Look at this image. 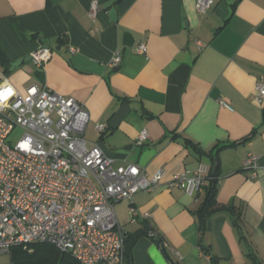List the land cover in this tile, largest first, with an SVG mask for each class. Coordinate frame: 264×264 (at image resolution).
I'll list each match as a JSON object with an SVG mask.
<instances>
[{"label":"crops","instance_id":"0c3cea01","mask_svg":"<svg viewBox=\"0 0 264 264\" xmlns=\"http://www.w3.org/2000/svg\"><path fill=\"white\" fill-rule=\"evenodd\" d=\"M92 1L0 0L3 76L20 94L45 84L81 103L87 144L116 164L149 175L164 169L159 185L114 206L128 240L135 237L132 264H213V257L264 264V101L253 99L264 75V0H213L203 13L195 0H95L91 19ZM140 42L146 55L134 50ZM39 47L51 51L42 68L30 59L10 70ZM116 51L120 62L110 67ZM141 129L148 138L139 145ZM249 155L255 166L246 164ZM199 163L207 166L204 184L217 170L221 208L202 229L196 212L204 190L191 196L166 185Z\"/></svg>","mask_w":264,"mask_h":264},{"label":"built area","instance_id":"2783aa9c","mask_svg":"<svg viewBox=\"0 0 264 264\" xmlns=\"http://www.w3.org/2000/svg\"><path fill=\"white\" fill-rule=\"evenodd\" d=\"M212 5L213 0H195L200 13ZM96 10L94 0L88 11L91 19ZM134 50L146 55L145 43ZM50 57L48 48L39 47L31 60L42 68ZM119 62L116 51L109 66ZM0 74V253L49 243L79 264H125L126 231L114 206L159 185L164 169L149 175L134 163L116 164L96 143L87 144L89 115L81 103L45 84L29 85L20 94ZM254 87L253 99L262 104L264 75L256 78ZM220 104L231 109L225 101ZM15 127L22 133L12 144L7 138ZM105 127L102 122L95 124L98 132ZM147 138V130L141 129L135 143L141 145ZM246 164L255 166V157L249 155ZM206 172L207 166L199 163L176 173L166 185L196 195L202 191ZM129 211L135 221L136 209L131 206ZM147 235L156 238L153 231Z\"/></svg>","mask_w":264,"mask_h":264},{"label":"trees","instance_id":"16d2710c","mask_svg":"<svg viewBox=\"0 0 264 264\" xmlns=\"http://www.w3.org/2000/svg\"><path fill=\"white\" fill-rule=\"evenodd\" d=\"M1 62H9L7 59L0 54ZM226 145H222L220 148ZM217 170L212 174H208V183L203 185L202 190H204V199L198 207L197 215L201 222V229L204 227V222L206 218L213 214L214 212L220 210L221 208L215 207V195H216V180ZM226 210L233 211L232 208L227 207ZM236 221V217H235ZM239 226V223H237ZM240 227V226H239ZM134 239V240H133ZM133 241L125 238V264H132V245L135 241V237L132 238ZM203 248L204 246L201 245ZM30 249H32L30 251ZM10 262L8 264H79L70 255L65 254L55 248L49 243H35L27 248L22 246H16L10 249ZM254 258V257H253ZM213 264H216V259L212 258ZM175 264L174 262H172Z\"/></svg>","mask_w":264,"mask_h":264},{"label":"rangeland","instance_id":"374dc122","mask_svg":"<svg viewBox=\"0 0 264 264\" xmlns=\"http://www.w3.org/2000/svg\"><path fill=\"white\" fill-rule=\"evenodd\" d=\"M85 136L89 135V128L87 129V131H85ZM22 133V130L19 129L18 127H15L11 133L9 134L7 141L9 143H14L16 140L19 139L20 135ZM32 249H30L31 251ZM10 252H6V253H0V264H8L10 262Z\"/></svg>","mask_w":264,"mask_h":264},{"label":"water","instance_id":"95a60500","mask_svg":"<svg viewBox=\"0 0 264 264\" xmlns=\"http://www.w3.org/2000/svg\"><path fill=\"white\" fill-rule=\"evenodd\" d=\"M109 16L111 17V19H112L113 21L116 19V15H115V10H114V8H111V9L109 10ZM30 59H31V56L28 55V56L24 57L23 59H19V60H17V61H13V62H11V63H10V70H13L15 67L21 65L23 62H28ZM214 170H215V164H213V166H212V170H211V171L214 172Z\"/></svg>","mask_w":264,"mask_h":264}]
</instances>
